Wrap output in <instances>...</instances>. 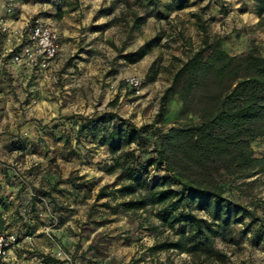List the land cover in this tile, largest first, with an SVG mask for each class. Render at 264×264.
<instances>
[{
	"label": "rangeland",
	"instance_id": "374dc122",
	"mask_svg": "<svg viewBox=\"0 0 264 264\" xmlns=\"http://www.w3.org/2000/svg\"><path fill=\"white\" fill-rule=\"evenodd\" d=\"M149 1L113 0L105 6L95 8L91 3L80 0L78 8L69 11L66 3L61 0H11L8 11L11 16L17 18L20 15L21 6L29 7L31 10L36 9V13L25 19L22 25L5 21L15 28L25 27L28 22L35 19H40L51 26L59 36L62 49L57 62L63 58L64 49L69 48L76 50L68 57L69 62L76 61L73 64L78 65V59L87 61L85 68L75 67L71 73L77 77L78 82L75 85L79 86L76 87V92L84 95L87 93L95 103L103 96V99L94 106L98 108L106 103L109 91L119 88L130 96L127 105L131 110V114L121 120L137 128L147 127L166 131L170 127L185 125L190 119L198 122L199 118L177 115V103L180 101L178 96H170L165 111H161V99L171 79V73L163 68L176 55H182L186 59L188 52L193 48L201 47L206 38L199 34V29L195 25L196 19L186 21L171 12L181 0H158L155 6H150ZM183 1L184 4H194L192 6L194 11H191V7L183 12V16L184 14L188 16V14L201 13L199 9L202 7L195 5L198 0ZM211 1L214 0H206L208 3ZM221 2L224 1L221 0ZM59 7L65 11L62 20L58 18ZM231 12L233 11L230 10V14ZM135 17L141 19V24L135 23ZM190 17L193 18L192 15ZM199 22L209 29L207 40L217 43L215 28L210 26L211 17L208 13L202 12ZM224 28L228 30L230 27L224 26ZM183 36H188L186 38L191 40V43ZM239 37L240 35H237L238 43H240ZM142 47H147L148 50L147 56L142 61L131 64L123 57ZM253 47L264 56V46ZM69 62L67 65L72 64ZM67 65L63 71L68 69ZM59 74L67 75L69 79L68 71L59 72ZM101 76L104 79L108 78L106 85H100L97 78ZM133 77L142 81V93L138 97H135L133 90L126 83L127 79ZM0 78L1 81L2 76ZM62 78L64 77L59 76L56 81L58 87L64 86ZM1 88L0 84V122L5 120V93L2 95ZM29 99L30 103L20 105V110L26 117L35 106L32 92L23 101L28 102ZM21 100L15 95L14 103H19ZM108 107L111 112L109 114H107ZM119 107L122 108L123 104L119 103L117 95L111 94L104 107L106 113H103L102 108L101 112H95L94 116L86 120L94 125L98 124V120L105 118V123H107L111 119L108 116L113 115L112 112L118 110ZM117 122H120V119ZM103 131L105 134L110 133L108 129ZM22 135L29 138L26 131ZM104 136V134L100 136L102 140ZM96 137H99L96 133L85 135L84 131L77 132L76 145L87 144L88 142L84 141L85 138L95 140ZM1 140L5 141V129L0 131V143ZM140 142L143 143V139ZM153 142L149 145L144 143L140 148L136 144L124 149L119 152L116 161L110 160L106 165L105 160L99 156L101 151H96L99 147L86 148L81 145L79 147L81 150L79 148L78 150L88 157L89 165H102L104 169L111 170L117 162L114 168L122 171L127 166L129 156L134 150L139 160L150 159L152 155L148 153L154 148ZM92 144L94 143L91 142L89 145ZM252 148L255 158H264L263 138L254 141ZM2 149L5 148H0V165L5 167V153ZM82 149L85 150L84 153ZM21 151L19 157H26V149ZM60 153L62 157L67 154L65 150ZM47 174L56 176L61 174V165L57 163L56 157L48 167ZM162 176H164L163 172L154 168L149 169V177ZM78 179L81 178L77 174H72L69 179L60 178L58 180L62 183L61 185H66V181L77 182ZM23 180L25 181V178ZM86 182L80 181L76 184L86 186ZM217 182L219 186H222L223 200L245 208L252 215H243L239 224H231L223 236L215 238L213 245L208 247L204 253L201 252L204 264H264V167L248 178L222 173L217 178ZM44 183L47 184L48 181H42L36 184V187L34 186V190L40 192L33 196V200L39 204L42 203L41 206L44 208L39 216L40 219L36 221V227L27 223L33 222L28 218L26 223H14L13 231V227L11 230L4 229L7 233L14 235L17 240L5 258L0 260V264H23L24 258H27L26 261L30 262L29 264H193L197 261L196 256L181 254L177 250L156 249V246L176 242L182 236L190 243L197 240L188 226L185 229L184 225L170 228L162 224L158 209L149 208L146 212L133 215L118 206L121 199L116 200L111 196L103 199L97 197L95 200L94 195L89 193L88 216L83 219L75 217L74 210L50 201L53 197L47 195L48 186ZM124 183L123 181L122 184ZM173 188L182 190L178 185H174ZM1 190L0 185V194ZM2 198L3 196L0 195V213L5 214V204H1L4 201ZM189 212H193L199 218L212 219L210 213L195 208L191 210L182 206L177 211L182 214ZM34 213L39 212L36 210ZM28 215L22 218H27ZM20 224L28 225L29 228H22Z\"/></svg>",
	"mask_w": 264,
	"mask_h": 264
},
{
	"label": "trees",
	"instance_id": "16d2710c",
	"mask_svg": "<svg viewBox=\"0 0 264 264\" xmlns=\"http://www.w3.org/2000/svg\"><path fill=\"white\" fill-rule=\"evenodd\" d=\"M61 1L69 11L80 4V0ZM157 3L158 0L149 1L150 6ZM184 8L181 0L176 9ZM257 13L258 25L264 30V0H258ZM64 14L59 7L60 20ZM134 21L141 24L138 17ZM199 27L206 32L203 25ZM146 48L123 57L136 64L147 56ZM170 96L179 97L181 116L198 117L199 121L190 119L185 125L162 131L137 128L120 120L110 133L103 131V141L113 154L136 144L140 148L152 141L154 148L148 153L152 157L145 161L139 160L136 150L131 152L122 170L125 183L110 192L108 186L104 187L97 197L121 199L118 206L133 215L149 208L158 209L160 221L170 228L188 226L197 240L190 243L182 236L156 249L177 250L196 256L193 264H204L201 252L212 246L215 238L223 236L231 224H239L243 215H252L245 208L222 199L223 189L217 178L222 173L248 178L264 167V158H255L252 148L254 141L264 139V56L255 47L233 56L218 43L205 40L201 47L191 49L187 59L172 72L171 85L161 99L162 112ZM104 119L97 123H105ZM151 168L164 171V176L149 177ZM174 185L182 190H175ZM182 206L208 212L212 219L199 218L193 212L177 213ZM4 229L5 220L0 214V230Z\"/></svg>",
	"mask_w": 264,
	"mask_h": 264
},
{
	"label": "crops",
	"instance_id": "0c3cea01",
	"mask_svg": "<svg viewBox=\"0 0 264 264\" xmlns=\"http://www.w3.org/2000/svg\"><path fill=\"white\" fill-rule=\"evenodd\" d=\"M84 1L91 3L95 8H99L113 0ZM223 1L214 0L208 3L206 0H198L195 5L198 4L202 7L199 9L201 13L188 14V16L184 14V16H187L186 18H184L183 12L194 6V4H185L184 9L177 10L174 8L171 12L186 21L196 19L195 25L199 29V34L203 35L206 40L209 36V29L206 28L205 33L201 31L199 27L201 19L195 15L201 17L202 12L208 13L211 17L210 26L215 28L217 43L230 55L238 56L246 53L253 46H264V30L258 25L260 21L257 13L258 0ZM10 6L11 0H0V20H8L16 25H22L25 19L36 13V9L31 10L29 7L21 6L20 15L16 18L8 14ZM230 10L235 14L233 12L230 14ZM191 11H194V7L191 8ZM224 26L230 28L226 30ZM237 35H240V43L237 42ZM183 37L191 43V40L186 38L188 36ZM25 43L26 37L22 40L15 38L9 41L6 36H0V76H2L0 84L2 85V95L5 93V120L0 122V131L5 129V141L1 140L0 143V148H5L2 149V152L5 153V167L0 165V185L2 188L0 195L3 196L4 201L1 204H5V214H0L5 220V229L9 230L14 226V223H26L28 218L33 222L27 223L36 227V221L40 219L39 216L44 208L41 206L42 203L39 204L33 200V196L40 192L34 190V186L36 187V184H40L42 181H48L44 185L48 186L47 191L49 192L47 195L53 197L50 201H55L57 204H62L66 208L74 210L75 217L83 219L88 216L89 193H92L96 200L102 188L108 186L109 190H112L122 185L124 178L121 170L114 168L108 170L109 168L104 169L105 167L102 165H89L88 157L81 154V148L79 147L81 145L86 148L90 146L99 147L96 151H101L99 156L105 160V165L110 160L116 161L119 153H111L109 145L100 136H102L103 130L113 131V128L120 123L117 120L125 119L131 114V110L127 105L130 96L118 88L109 91L106 100L107 103L111 94H114L119 98V103L123 104L122 108L119 107L118 110L112 112V116L115 118L107 123L91 124L86 118H91L95 115V112H101L102 108L103 113H106V111L104 112L106 103L95 108L94 106L103 99V96L95 103L87 93L84 95L76 92L75 89L79 86L75 85L78 82L76 81L77 77L71 74L75 67L85 68L87 61L78 59V65L73 64L76 61L69 62L68 57L76 50L64 49L63 58L56 62L57 65L52 70L39 73L31 68L12 63L11 52L19 50ZM186 59L182 55H176L163 68V70L171 73L168 88L171 85L172 72ZM68 62L72 64L67 65ZM65 65L68 66V69L63 71ZM60 68H62L61 71ZM67 71L70 74L69 79L66 77L67 75L59 74V72L66 73ZM59 76L64 77L62 78L64 82L62 87L56 85ZM97 79L100 81V85L108 83V78L104 79L103 76ZM30 92H32L35 106L26 117L22 114L20 105L30 103V99L28 102L23 101ZM15 95L18 99H22L21 102L14 103ZM107 109V114H109V107ZM181 109L182 104L179 101L177 103L178 116L181 114ZM89 114L91 115L88 116ZM108 126L109 128H106ZM93 129H96L95 132L99 137H96L95 140L85 138L84 141L88 143L77 146V138H75L77 132L84 131L85 135H88V133L94 134ZM25 131L28 132L29 138L23 137L22 134ZM91 142L94 144L89 145ZM24 149H26L27 155L20 158L21 150ZM64 150L67 154L62 157L60 152ZM84 152L85 150L82 149V153ZM55 157L57 163L61 165V174L58 176L48 175V167ZM116 165L117 162H115ZM72 174H77L81 179H78L77 182L66 181V185L59 183L58 179H69ZM80 181H87L86 186H77L76 183ZM36 210L39 213H34ZM31 211L33 213L30 214ZM26 214H29L27 218H22ZM20 225L22 228H29L28 225ZM14 229L15 227L12 231ZM26 259L22 260L23 264L30 263Z\"/></svg>",
	"mask_w": 264,
	"mask_h": 264
},
{
	"label": "built area",
	"instance_id": "2783aa9c",
	"mask_svg": "<svg viewBox=\"0 0 264 264\" xmlns=\"http://www.w3.org/2000/svg\"><path fill=\"white\" fill-rule=\"evenodd\" d=\"M0 36H6L9 41L16 37L22 40L26 37V43L19 50H13L12 63L22 65L38 72H47L61 56L60 39L57 32L40 19L28 22L25 27L15 28L11 23L0 20ZM129 88L138 97L142 92V81L137 78L126 80ZM164 174L165 172L162 171ZM16 237L0 230V260L15 245Z\"/></svg>",
	"mask_w": 264,
	"mask_h": 264
}]
</instances>
